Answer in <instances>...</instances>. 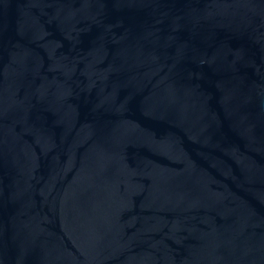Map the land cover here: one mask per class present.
<instances>
[{
    "label": "water",
    "instance_id": "1",
    "mask_svg": "<svg viewBox=\"0 0 264 264\" xmlns=\"http://www.w3.org/2000/svg\"><path fill=\"white\" fill-rule=\"evenodd\" d=\"M0 264H264V0H0Z\"/></svg>",
    "mask_w": 264,
    "mask_h": 264
}]
</instances>
